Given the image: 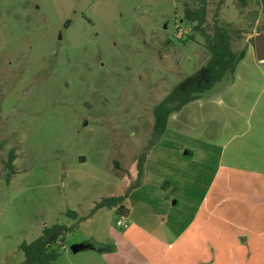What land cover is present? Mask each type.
Here are the masks:
<instances>
[{"label": "rangeland", "instance_id": "obj_1", "mask_svg": "<svg viewBox=\"0 0 264 264\" xmlns=\"http://www.w3.org/2000/svg\"><path fill=\"white\" fill-rule=\"evenodd\" d=\"M202 1L203 28H228L246 56L157 138L155 107L210 56L185 16L201 0H0V264H21L20 245L55 224L69 231L53 264H111L104 238L132 224L116 209L89 215L140 184L126 203L135 221L156 208L162 182L183 223L200 204L235 224L261 212L264 237V62L254 47L264 0ZM88 241L96 260L71 251Z\"/></svg>", "mask_w": 264, "mask_h": 264}, {"label": "crops", "instance_id": "obj_2", "mask_svg": "<svg viewBox=\"0 0 264 264\" xmlns=\"http://www.w3.org/2000/svg\"><path fill=\"white\" fill-rule=\"evenodd\" d=\"M161 184L156 208L142 210V218L137 221L130 210L124 216L132 224L129 229L117 237L104 238L113 242L111 264H263L264 237L255 231L256 221L263 219L261 212L250 222L235 224L228 214L215 221L213 205L202 214L205 204H200L194 208L193 218L183 223L175 218L182 202L173 200L170 184L163 188ZM140 187L129 194L127 203ZM89 239L98 244V237ZM84 251L89 252L85 258L98 259L95 246Z\"/></svg>", "mask_w": 264, "mask_h": 264}, {"label": "trees", "instance_id": "obj_3", "mask_svg": "<svg viewBox=\"0 0 264 264\" xmlns=\"http://www.w3.org/2000/svg\"><path fill=\"white\" fill-rule=\"evenodd\" d=\"M225 0H221L223 3ZM186 20L195 25L205 39V47L210 56L208 61L202 65L194 74L182 80L173 91L164 99L154 111L155 134L161 137L167 127L171 114L179 112L185 105L198 100L201 95L210 90L220 82L226 75H233L238 64L245 58L246 50L235 51L232 46L231 31L215 21L212 33H208L203 25L206 23V3L201 0L196 8L186 9ZM15 156L9 157L6 165L10 172L15 173L13 161ZM143 161L139 164L138 174L142 175ZM9 181V178L8 180ZM128 193L104 198L96 204L89 216H92L101 208L116 209L124 216L129 212L126 206ZM68 216L78 219L74 211H68ZM85 218H80L79 221ZM69 231L65 225L55 224L52 227H45L42 235L32 242H23L20 249L24 254V261L21 264H53L62 255L63 238ZM92 246L90 243H84Z\"/></svg>", "mask_w": 264, "mask_h": 264}, {"label": "water", "instance_id": "obj_4", "mask_svg": "<svg viewBox=\"0 0 264 264\" xmlns=\"http://www.w3.org/2000/svg\"><path fill=\"white\" fill-rule=\"evenodd\" d=\"M254 47L256 59L259 62H264V33H260L254 37ZM188 154V153H187ZM93 248L92 246H87L85 244H76L71 247L73 253H78L87 249Z\"/></svg>", "mask_w": 264, "mask_h": 264}, {"label": "flooded vegetation", "instance_id": "obj_5", "mask_svg": "<svg viewBox=\"0 0 264 264\" xmlns=\"http://www.w3.org/2000/svg\"><path fill=\"white\" fill-rule=\"evenodd\" d=\"M186 9H187V8H186ZM186 9H185V14H186ZM176 86H177V85H176ZM176 86H175V87H176ZM175 87H174V88H175ZM174 88H173V89H174ZM172 91H173V90H172ZM172 91H171V92H172ZM171 92H170V93H171ZM170 93H169V94H170ZM166 97H167V96H166ZM166 97H165L164 99H166ZM162 101H163V100H162ZM160 103H161V102H160ZM160 103H159V104H160ZM156 107H157V106H156ZM156 107H155V108H156ZM154 111H155V109H154ZM175 113H176V112H175ZM153 135L156 136V134H155V114H154ZM9 170H10V169H9Z\"/></svg>", "mask_w": 264, "mask_h": 264}]
</instances>
